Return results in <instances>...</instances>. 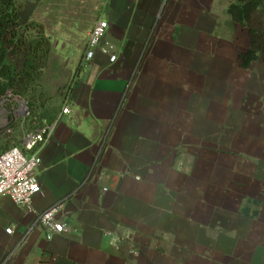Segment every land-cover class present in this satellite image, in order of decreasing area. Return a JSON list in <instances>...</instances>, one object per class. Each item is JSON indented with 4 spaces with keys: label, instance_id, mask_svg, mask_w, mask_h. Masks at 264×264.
I'll use <instances>...</instances> for the list:
<instances>
[{
    "label": "crops",
    "instance_id": "0c3cea01",
    "mask_svg": "<svg viewBox=\"0 0 264 264\" xmlns=\"http://www.w3.org/2000/svg\"><path fill=\"white\" fill-rule=\"evenodd\" d=\"M234 1L18 0L21 23L41 26L68 64L70 113L39 151L32 210L0 197V264H224L225 243L200 242L227 233L204 218L216 206L199 203L197 177L214 184L229 170L216 158L245 148L247 101L264 81L259 54L240 67L251 39L228 14ZM99 20L113 64L83 61ZM53 206L68 231L48 240L36 218ZM249 259L264 264V249Z\"/></svg>",
    "mask_w": 264,
    "mask_h": 264
},
{
    "label": "rangeland",
    "instance_id": "374dc122",
    "mask_svg": "<svg viewBox=\"0 0 264 264\" xmlns=\"http://www.w3.org/2000/svg\"><path fill=\"white\" fill-rule=\"evenodd\" d=\"M255 21L252 26H256L263 35L258 54L263 59L260 65L264 69V23ZM34 48V44L31 46V42L27 41L11 49L6 56V64L14 74L25 70L30 78L26 79L25 73L22 74L24 82L20 89L24 91L15 96L9 93L0 100V152L19 146L27 132L50 125L60 112L65 100L64 93L71 85L68 64L57 58L53 48L45 47L47 53L43 59L27 54L29 49ZM71 62V66L76 64L74 60ZM20 105H26V116L18 113ZM246 114L245 148L231 149L220 155V159L216 158L217 165H227L229 170L215 174V183L212 185L207 184V175L197 177L199 203L202 204V199H209L214 200L216 206L215 212L212 210L210 214H204V218L215 220L217 229H225L227 233L225 240L221 237L200 238V242L204 247L214 250L225 243L228 258L225 257L224 264H254L249 259L250 255L264 249V81L256 100L247 101ZM245 199L263 203L258 208L260 218L252 220L238 214Z\"/></svg>",
    "mask_w": 264,
    "mask_h": 264
},
{
    "label": "built area",
    "instance_id": "2783aa9c",
    "mask_svg": "<svg viewBox=\"0 0 264 264\" xmlns=\"http://www.w3.org/2000/svg\"><path fill=\"white\" fill-rule=\"evenodd\" d=\"M108 29L104 21H97L88 32L84 43L83 61H91L96 53L107 57L108 62H116L114 47L104 43L103 38ZM18 113L27 115L26 105H20ZM17 113V114H18ZM70 113V104L65 103L61 115ZM53 124L41 129L27 132L23 135L19 146L10 147L0 152V197L9 198L14 204L32 210V199L41 193L40 184L36 178V170L39 165V151L48 142L53 131ZM10 133V130H7ZM58 207L53 206L37 215L36 223L44 229L49 240L53 234H61L68 231L62 223L57 221ZM10 234L11 229H6ZM9 256L3 264H10Z\"/></svg>",
    "mask_w": 264,
    "mask_h": 264
},
{
    "label": "trees",
    "instance_id": "16d2710c",
    "mask_svg": "<svg viewBox=\"0 0 264 264\" xmlns=\"http://www.w3.org/2000/svg\"><path fill=\"white\" fill-rule=\"evenodd\" d=\"M257 10L261 11L264 16V0H235L228 8V14L233 23L246 29L251 39L249 50L241 57L240 67L242 69H249L257 60L258 50L262 46V33L250 25L253 14ZM19 11L18 0H0V100L9 93L15 96L24 91L20 88L24 82L21 75L25 73V70L13 73L11 67L6 64L9 51L17 45L30 41L31 46L34 44L35 48L27 49V54L43 59L47 53L46 48L49 47L41 26L32 22L22 24ZM25 78L29 79L30 74L25 73ZM261 206L262 202L258 200L245 199L238 214L254 220L258 217V208Z\"/></svg>",
    "mask_w": 264,
    "mask_h": 264
}]
</instances>
